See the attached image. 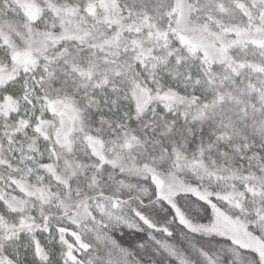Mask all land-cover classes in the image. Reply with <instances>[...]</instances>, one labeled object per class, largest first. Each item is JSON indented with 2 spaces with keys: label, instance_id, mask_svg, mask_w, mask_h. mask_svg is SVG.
I'll list each match as a JSON object with an SVG mask.
<instances>
[{
  "label": "snow or ice",
  "instance_id": "snow-or-ice-1",
  "mask_svg": "<svg viewBox=\"0 0 264 264\" xmlns=\"http://www.w3.org/2000/svg\"><path fill=\"white\" fill-rule=\"evenodd\" d=\"M0 264H264V0H0Z\"/></svg>",
  "mask_w": 264,
  "mask_h": 264
}]
</instances>
